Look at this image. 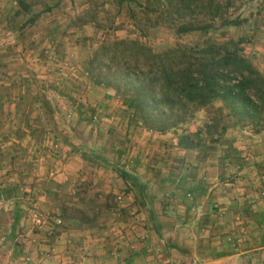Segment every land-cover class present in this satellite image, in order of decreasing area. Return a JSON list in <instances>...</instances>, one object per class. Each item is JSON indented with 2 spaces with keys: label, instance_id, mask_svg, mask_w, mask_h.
<instances>
[{
  "label": "rangeland",
  "instance_id": "374dc122",
  "mask_svg": "<svg viewBox=\"0 0 264 264\" xmlns=\"http://www.w3.org/2000/svg\"><path fill=\"white\" fill-rule=\"evenodd\" d=\"M28 1L33 6L35 4L37 5L34 7L35 12L41 10L37 18L38 23L33 26L34 28L30 27L32 30L29 33L30 35H23V38H19L20 42L15 43V40L12 38L7 40V44L2 48L5 51L0 52V55H3V57L0 58L3 59L6 57L5 60H7L9 58L8 56H13L14 61L35 68L34 70L30 68L31 71L26 73L27 78L32 80L31 83L34 85L32 90L38 91V98L40 92L45 90L47 95L46 99L50 101L54 109V120L60 134L56 136L46 124V129L43 132L40 130V132L36 133L34 148L31 147L30 149L26 148L24 150L21 145L14 146L13 148L11 146L13 143H10L8 149L6 147L2 150L3 156L0 164L10 168L12 175L9 173V178L0 179V190L7 187L8 184L22 186V195L19 200L21 206L20 217L24 216V207L27 205V188L28 190L36 188L31 187L32 182L39 179L35 184H43L45 181L54 179L47 177L48 170L53 166L57 167L59 173L65 171L67 177V169L65 168L63 170L67 161L74 155L82 159L78 153H74L64 144L62 136L68 138L76 145L85 142L87 146L94 148L108 160L116 162L119 165L129 167L131 161L134 163L135 160H138L143 166L146 165L148 167L147 169L150 174L153 169L171 175L187 172L184 169L185 166L182 165L179 159L182 155L175 154L174 152V142L177 140V134H180L182 129L178 128L176 135H171L167 141L161 139L160 143H158L157 140L160 139L155 136L157 134L147 131L139 124L131 123L127 109L123 106L121 100L115 97L112 90H103L96 87L89 79V75L87 74L88 61L94 51L99 49L103 44H108L119 39H136L151 47L152 50L159 51L174 47L178 44L193 46L202 45L204 42L209 41L222 42L227 39L237 40L242 37L245 38V42L241 45L244 48V55L257 69L264 73V19H261L260 22L256 21L261 12L260 10L264 8V0H230V8L225 12V16L229 18L239 16L243 20H246L238 26H220L219 21H211L206 9L199 6L196 8L193 20L191 21L197 24L212 22L214 27L207 32L193 31L187 34H178L175 30L176 26L180 23L189 21L187 17L178 19L176 15H173L170 19L168 17L170 22L167 20L162 22L160 20L154 25L158 12L162 9V2L160 0H134L131 4L125 3L123 5H119L117 0ZM218 1L224 2V0ZM0 3H3V0ZM11 4L12 6L17 5L15 0H11ZM47 6L53 10H47ZM144 6L154 8L157 12H144ZM260 15L263 17L264 12H261ZM18 18L13 17L11 20L15 21L18 19L19 23L24 19L22 15ZM13 44H19V50L12 47L11 45ZM51 87H58L62 94H68L72 99L60 95L52 90ZM212 115H222L224 118L222 122L233 126L230 127L231 129L226 132L225 136L217 144H212L204 138L201 143L203 145L196 151V154L188 152L186 158L188 159L187 162L195 156L200 159L207 158L208 160L215 161L206 165L204 167L205 169L201 167L198 170L197 166L192 165L193 170L190 171L192 173L196 169V171L198 170L202 173L206 168L207 170H211L214 167L215 169L213 172L210 171L209 175L219 174L221 178L219 156L223 154L222 150L224 147H222V144H236V146H241V148L244 146L251 148V144H257L259 150H261L260 147L264 148V131L257 134V141H253L254 138L251 137L253 133L250 127L239 130L235 126L234 120L227 116V111L215 105H209L196 112L191 123L184 125L183 128L189 127L190 125L200 126L207 117ZM99 131L103 132L101 137L98 135ZM5 132L8 133L3 134L1 138L7 142L9 141V137H11L10 132L12 131L11 129L9 131L7 129ZM40 140L41 142L39 143ZM53 140L62 144L65 150H55L51 153L46 152L42 145L51 144ZM206 144H211L213 149H209ZM9 148L12 149V156L8 155ZM232 148L235 147L232 146ZM232 150L235 153L239 152L234 149ZM240 150L243 152L245 149L242 148ZM262 154H264V151ZM245 156L249 157V160H252L253 157L251 156H256V151L251 148ZM50 158L52 162L46 168L45 173L39 171L45 166L46 160L48 161ZM128 159L131 161H127ZM41 163L44 164L41 166ZM142 165L139 167L137 165V172H144L142 171ZM236 166L237 164H234L235 168ZM108 169L118 174L116 171L110 168ZM232 169L233 165L229 166V170ZM207 170L205 171L206 173L208 172ZM36 171L38 172L37 175L35 174ZM190 171L187 174H190ZM15 172L17 175H14ZM229 177L227 175L226 180L221 178V184H224L226 188L228 185L231 186V181H234L231 179L227 180ZM72 183L76 188V192H71V185L68 191H64V195H66L63 200L60 199L57 203H55L54 197L52 196L50 199V195L48 194L47 202L50 201L52 210L58 211L61 216L62 209L75 208L79 204L77 195L79 194L78 192H82L83 190H81L76 181ZM95 186L99 185L96 183ZM256 186H258V182ZM149 187L150 193L158 201L160 192L151 184H149ZM258 187L256 188L260 191L264 190V185L263 187H260V185ZM85 189H90V200L93 201L96 191H92L93 187L89 188L85 186ZM260 191L252 195L254 201H259L264 198V193L262 194ZM108 199L114 203L113 198L109 197ZM95 201L97 203L99 202L94 199V204L96 203ZM47 202L42 203L43 208H46ZM171 216L177 217L178 214H171ZM22 226L20 228L18 227L17 237L18 241L25 242L26 244L27 236L29 238L34 233L27 234L26 231H22V228H24ZM40 232L44 231H35L37 242ZM119 234L123 235L121 240L126 239V235L122 230L118 231V237ZM55 235L46 236L53 239ZM108 235H110L109 231L104 235V238H108ZM150 247L152 255L154 254V261L156 263L158 262V264H164L166 261L161 255L160 248L158 254H156L154 247ZM82 251L80 247L78 248L76 246L70 251H65L61 256L67 260L77 259V255ZM152 255L149 256L152 257ZM55 264L58 263L56 262Z\"/></svg>",
  "mask_w": 264,
  "mask_h": 264
},
{
  "label": "crops",
  "instance_id": "0c3cea01",
  "mask_svg": "<svg viewBox=\"0 0 264 264\" xmlns=\"http://www.w3.org/2000/svg\"><path fill=\"white\" fill-rule=\"evenodd\" d=\"M15 9L16 5L12 6L11 0H3V3H0V52L5 51L2 48L7 44V40L12 38L15 43L20 42L19 38L23 35H30L31 28L38 23L36 19L35 23L30 26L31 28L28 27L21 33L19 26L23 21L18 23L19 16L16 17L18 19H14L15 21L11 20ZM263 9L260 11L264 12ZM261 12L256 21L260 22L264 19V16L260 15ZM11 46L19 50L20 45ZM8 57L7 60H5L6 57L0 58V163L3 156L2 150L6 147L8 149L10 143H13L11 145L13 148L17 145H21L24 150L34 148L36 133L46 129L43 110L37 97L38 91L32 90L34 85L26 74L35 68L14 61L13 56ZM224 124L227 132L233 126L226 122ZM7 129L8 131L11 129L12 132H10L9 141L5 142L1 137L8 133L5 132ZM155 136L160 139L157 140L158 143L161 139L164 140V137L160 135ZM251 137L254 138L253 141H257L258 135L252 134ZM202 145L200 144L194 150H181L182 157L179 159L183 166L192 168V171L193 166H197L199 170L215 162L196 156L187 162L188 152L196 154ZM206 145L209 149H213L211 144ZM222 147H224L223 154L219 156V160L226 157L232 165H241V168L227 179L234 180L227 188L221 184L222 177L220 178L219 174L209 175L210 171L213 172L215 169L214 167L211 170L206 168L207 173L206 170L200 173L195 169L192 173L190 171V174L171 175L165 172L162 174L154 169V172L150 174L148 167L143 166L140 161L138 167L142 165L144 172H137V165L135 166V173L148 184V193L153 199L156 218L160 224L159 235L151 233V246L154 247L156 254L160 248L161 255L169 264H264V198L259 201L252 200V195L260 191L258 186L263 187L264 185V154H262L264 148L260 147L261 150H259L257 144H251L250 147L256 151V156H251L253 159L249 160L250 158L245 156L251 149L249 146L242 147L245 149L243 152L240 150L241 146H236V144H222ZM232 149L239 152L235 153ZM8 152L9 156L13 155L12 149L9 148ZM50 160L52 159L46 160L45 166L39 171L45 173L46 168L52 162ZM43 164L41 163V166ZM65 168L68 173L66 180L62 172H58L54 179L41 182L43 184H35L39 180L37 179L32 182L31 187H41L47 190L50 199L53 196L57 203L60 199L63 200L66 195L64 191H68L72 182L76 181L83 190L77 193L79 204L76 207L87 208V210L91 207V211L96 214L95 221L80 223L74 217L64 216L62 217L64 225L53 239L47 237L45 232H40L38 242L30 244L31 247H29L27 243L18 241L17 237L18 227L22 225L24 228H21L27 234L32 233L24 217L25 213L15 223L16 206L21 210L20 197L13 196L4 199L0 197V264H55L56 262L60 264L59 256L76 246L80 247V250L91 251L100 264H124L126 262L129 264H158L154 261L150 246L145 255L139 250L150 232L147 231L145 225L138 226L132 223L129 212L131 209L137 210L144 218V222L146 215L135 203L134 193L128 190L127 184L121 177L109 169L93 166L76 155L67 161L63 170ZM226 171L229 175V170L226 169ZM9 173L10 168L0 164V179L9 178L8 176L12 175ZM35 174L37 175L38 172L36 171ZM257 182L258 186H256ZM96 183L99 186H95ZM184 183L187 186L203 184L205 187V191L197 195L189 208L181 201L184 191L179 186ZM149 184L160 192L158 201L150 193ZM85 186L93 187L92 191H96L93 201L96 199L98 203L95 201L94 204L90 200V189H85ZM109 197L114 199V203L108 199ZM118 197L123 198V203L117 200ZM50 204V201L47 202L44 209L52 210ZM68 211L62 209V213L68 214ZM171 214H178V216H171ZM119 230L124 232L126 239L121 240L122 238L118 237ZM108 231L109 237L104 238ZM51 244L56 246L58 256L45 254Z\"/></svg>",
  "mask_w": 264,
  "mask_h": 264
},
{
  "label": "trees",
  "instance_id": "16d2710c",
  "mask_svg": "<svg viewBox=\"0 0 264 264\" xmlns=\"http://www.w3.org/2000/svg\"><path fill=\"white\" fill-rule=\"evenodd\" d=\"M15 1L17 5L13 17L23 16V22L19 26V31L23 33L35 23L41 10L35 12L34 7L37 5L33 6L28 0ZM133 1L117 0L119 5L131 4ZM160 1L162 9L158 12L154 25L160 20L170 22L169 19L173 15L178 19L186 17L189 19L188 22L176 26L178 34L207 32L213 29L212 22L197 24L191 21L199 6L206 9L211 21H219L220 26H238L246 21L239 16L234 18L225 16V12L230 8V0ZM143 8L144 12H157L149 6ZM46 9L53 10L48 6ZM244 42L245 38L240 37L237 40L204 42L202 45L178 44L154 51L136 39L114 40L94 51L87 64V74L96 87L113 91L115 97L120 99L127 109L131 123L139 124L147 131L164 137V141L171 135H176L178 128L182 129L174 142V152L180 154L182 149H197L204 138L212 144H217L225 136L227 127L222 122L224 119L222 115L207 117L200 126L190 125L183 128L184 125L191 123L196 112L209 105L224 108L227 116L234 120L235 126L240 130L250 127L253 134L264 131V73L244 55V48L241 46ZM51 88L60 95L72 99L68 94H62L58 87ZM46 96L45 90L39 94L45 121L54 134L59 136L60 132L54 120V109ZM98 135L101 137L103 132ZM62 140L89 164L116 171L127 184L128 190L134 193L135 203L146 215L143 225L150 232L143 246L139 248L145 255L151 246V233L159 235L160 224L156 218L153 199L148 193V184L135 173V166L139 161L130 162L129 167H126L108 160L85 142L76 145L63 136ZM227 160L226 157L220 159L222 179L228 174L226 169L229 170V166H232ZM237 166L235 168L233 165L228 176L241 168L240 164ZM185 167L187 172L191 170L188 166ZM179 188L184 191L181 201L187 208L191 207L199 193L205 191L203 184L187 186L184 183ZM21 195L22 186L16 184L0 190V197L3 199ZM67 210L69 213H62V217H74L80 223L95 221L96 214L89 208L87 210L75 207ZM20 213L16 206L15 223Z\"/></svg>",
  "mask_w": 264,
  "mask_h": 264
},
{
  "label": "built area",
  "instance_id": "2783aa9c",
  "mask_svg": "<svg viewBox=\"0 0 264 264\" xmlns=\"http://www.w3.org/2000/svg\"><path fill=\"white\" fill-rule=\"evenodd\" d=\"M42 147L45 148L46 152H53L55 150H65V147L62 144H59L57 141L53 140L51 144H43ZM58 174V169L56 166L51 167L47 172V177L54 178ZM62 176L65 180L66 172H62ZM71 192L75 193L76 188L72 185ZM260 193H264V190H261ZM48 192L42 188H34L27 190V205L25 209V219H27L30 229L32 230V236L28 238L27 244H35L37 242L35 231L42 230L46 233L47 236L55 235L56 231L63 227L64 221L61 214L56 210H46L42 207V203L47 202ZM254 200V198H252ZM117 200L120 203H123V198L118 197ZM132 223L138 226H143L144 218L137 210L131 209L129 212ZM23 230V229H22ZM25 232V230H24ZM120 239L123 235L119 234ZM231 240V238H228ZM31 246V245H30ZM46 255H56L58 256L57 248L54 245H50L45 252ZM77 259H65L63 256L60 257V264H100L98 260L93 256L92 252L89 250H83Z\"/></svg>",
  "mask_w": 264,
  "mask_h": 264
}]
</instances>
